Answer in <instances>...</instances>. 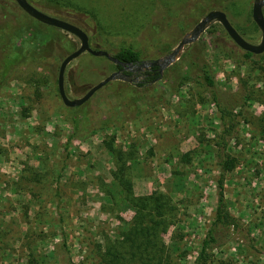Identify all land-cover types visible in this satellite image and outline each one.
<instances>
[{"label": "rangeland", "instance_id": "rangeland-1", "mask_svg": "<svg viewBox=\"0 0 264 264\" xmlns=\"http://www.w3.org/2000/svg\"><path fill=\"white\" fill-rule=\"evenodd\" d=\"M53 1L62 13L73 5L93 14L110 51L172 49L201 19L194 0ZM225 2L231 24L258 43L253 0ZM69 37L75 49L80 42ZM190 44L177 60L192 53L208 64L223 116L202 84L178 85L185 67H171L177 60L135 90L120 92L116 80L97 89L76 109L77 128L58 92L63 58L50 59L36 75L25 66L8 73L0 88V264H111L105 250L116 252L122 242L125 252L137 237L130 234L132 199L152 192L164 195L171 210L158 236L163 254L151 263L264 264V52L240 48L218 21ZM24 49L29 53V45ZM115 70L106 57L84 52L65 68V91L80 97ZM134 99L146 104L139 109ZM109 117L115 122L99 127ZM223 152L232 170H223ZM221 178L238 226L200 253ZM132 249L125 255L138 263Z\"/></svg>", "mask_w": 264, "mask_h": 264}, {"label": "trees", "instance_id": "trees-1", "mask_svg": "<svg viewBox=\"0 0 264 264\" xmlns=\"http://www.w3.org/2000/svg\"><path fill=\"white\" fill-rule=\"evenodd\" d=\"M29 1V0H28ZM226 0H194L195 6L198 8L197 17H202L209 10L220 9L227 12L230 9ZM36 6V5H35ZM37 8L61 19L67 20L81 27L88 35L91 47L95 49H104L109 51L114 57L123 62H138L141 60H151L157 54H165L171 49L168 46L165 50L159 52L145 51L141 48L127 47L118 48L110 51L107 41L97 33L98 22L93 14L79 9L73 5L65 13L59 12L63 6L57 1L47 0L43 4L36 6ZM69 7V6H67ZM65 8V7H63ZM264 12V8H263ZM0 88L3 82L14 69H20L25 66L31 75H36L37 68L45 69L46 63L52 58H63L66 54L71 52L75 47V41L69 37V33L51 25L44 24L28 14H26L14 0H0ZM158 23L152 24L153 31H157ZM94 31V34L92 32ZM93 35V36H92ZM26 45H29V53H26ZM192 44L187 45L189 49ZM249 54H253L247 51ZM261 55L258 54V56ZM194 54L190 53L188 56L180 57L179 60L174 62L171 67L181 66L183 72L177 77L178 85H182L190 80H196L202 84L211 93L212 99L217 105L221 115H225V109L222 108L219 101L218 93L215 89V80L208 68V64L201 58L191 59ZM111 62V61H110ZM113 63V62H111ZM119 68L120 65L113 63ZM169 70L168 68L166 71ZM182 71V70H181ZM158 78V73L150 75L145 81H140L135 84L126 81L116 80L117 87L120 92L124 93L133 87L146 86L148 82L154 81ZM170 87L176 89L174 82ZM139 91V90H138ZM137 92V91H136ZM138 93V92H137ZM137 97V96H135ZM137 103V100L134 99ZM146 102L137 103L140 109ZM75 107H68L72 113L73 124L77 128L78 120L75 117ZM113 122L112 118H105L100 123L99 127H108ZM224 147V146H223ZM223 149V148H222ZM223 152L221 155V165L224 171L232 170L233 161L229 156ZM125 170H123V173ZM122 176V175H121ZM122 177H120L121 179ZM217 204L215 208L214 218L204 236L201 243L200 253H204L207 248L219 246L228 239L231 227H237V218H235L228 211L223 193L222 178L218 181L217 185ZM167 198L158 192L151 194L137 196L132 199V207L135 208V224L131 228V235L137 236L136 239L131 240V245L125 252H122L124 245H116L114 250L116 252H108L105 250L104 256L110 260L111 264H159L160 262H153L152 257L158 258L163 254L161 249V242L158 239L159 234L165 230L169 225V207ZM171 210V209H170ZM135 248L138 252V263H132V255L126 256L125 254ZM149 252L152 255H149ZM135 261V260H134ZM151 261V262H150Z\"/></svg>", "mask_w": 264, "mask_h": 264}, {"label": "water", "instance_id": "water-1", "mask_svg": "<svg viewBox=\"0 0 264 264\" xmlns=\"http://www.w3.org/2000/svg\"><path fill=\"white\" fill-rule=\"evenodd\" d=\"M18 6L32 18L47 24L59 28L65 32H68L76 36L79 40V45L66 54L59 64L58 75H57V87L58 92L64 105L68 107H75L83 104L90 96L99 88L104 86L106 83L113 80H122L126 82H136L138 77L134 75L135 72L143 71L155 68L158 73V78L162 76V73L166 67L171 65L177 57L183 47L190 44L198 39L199 35L205 30V28L212 22L218 21L230 38L240 48L249 51L253 54H260L264 52V0H253L251 17L255 22L256 26L261 31V39L258 43H253L245 39L237 29L231 24L226 13L220 9L209 10L201 19L192 27V29L181 37L179 42L174 48L161 57L154 58L151 60H141L138 62H123L118 60L107 50L94 49L89 44L87 33L78 25L71 23L67 20L53 16L30 3L28 0H14ZM89 52L95 56H104L111 62L120 65L123 69L131 71L132 74H128L121 69L110 72L102 80L91 86L82 96L76 98H69L64 88V71L67 64L77 58L80 54ZM154 73V72H153Z\"/></svg>", "mask_w": 264, "mask_h": 264}, {"label": "flooded vegetation", "instance_id": "flooded-vegetation-1", "mask_svg": "<svg viewBox=\"0 0 264 264\" xmlns=\"http://www.w3.org/2000/svg\"><path fill=\"white\" fill-rule=\"evenodd\" d=\"M118 70L121 69L122 71L128 73V74H132L131 71H128V70H125L123 69L121 66H119V68H117ZM154 72V73H153ZM155 68L153 67L152 69H148V70H143V71H138V72H135L134 75L136 77H138V80L136 82H140L144 79H146L147 77H149L150 75H154L155 74Z\"/></svg>", "mask_w": 264, "mask_h": 264}]
</instances>
